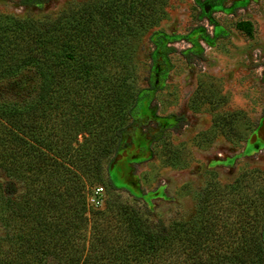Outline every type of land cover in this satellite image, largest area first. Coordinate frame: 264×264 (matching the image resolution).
Masks as SVG:
<instances>
[{"label":"trees","instance_id":"obj_1","mask_svg":"<svg viewBox=\"0 0 264 264\" xmlns=\"http://www.w3.org/2000/svg\"><path fill=\"white\" fill-rule=\"evenodd\" d=\"M106 2L0 18V264H264L261 170L206 181L171 220L114 184L149 21Z\"/></svg>","mask_w":264,"mask_h":264},{"label":"rangeland","instance_id":"obj_2","mask_svg":"<svg viewBox=\"0 0 264 264\" xmlns=\"http://www.w3.org/2000/svg\"><path fill=\"white\" fill-rule=\"evenodd\" d=\"M105 1L134 2L0 0V18H56ZM141 3L149 22L133 44L143 90L110 173L171 220L206 181L264 172V0Z\"/></svg>","mask_w":264,"mask_h":264},{"label":"built area","instance_id":"obj_3","mask_svg":"<svg viewBox=\"0 0 264 264\" xmlns=\"http://www.w3.org/2000/svg\"><path fill=\"white\" fill-rule=\"evenodd\" d=\"M99 192L103 193V188H99Z\"/></svg>","mask_w":264,"mask_h":264}]
</instances>
